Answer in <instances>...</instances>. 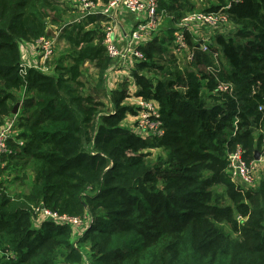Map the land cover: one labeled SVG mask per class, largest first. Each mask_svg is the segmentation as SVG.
Wrapping results in <instances>:
<instances>
[{
  "label": "trees",
  "instance_id": "1",
  "mask_svg": "<svg viewBox=\"0 0 264 264\" xmlns=\"http://www.w3.org/2000/svg\"><path fill=\"white\" fill-rule=\"evenodd\" d=\"M61 1L0 0V119L25 92L21 108L29 115L21 125L30 128L16 136L22 148L9 143L16 155L4 159L0 176L19 164L33 174L27 195L9 194L0 181V264H84L86 257L90 264H264V179L244 192L231 180L227 160L236 146L247 163L263 147L264 0L230 7V21L242 29L236 38L216 37L211 53L195 50L192 66L203 71L173 72L154 83L134 73L137 98L159 107L165 132L153 140L121 127L126 113L134 114L121 107L123 98L113 113H102L101 103L79 92L81 67L93 64L102 74L112 62L99 30L65 28L58 41L65 39L71 49L55 61L54 73L31 69L25 80L19 76L20 48L59 24L50 15ZM167 34L141 48L145 60L138 68L154 66V54L166 61ZM238 37L250 39L240 45ZM186 39L192 47L188 34ZM215 80L231 84L233 94L219 93ZM160 147L170 150L167 159L151 165L142 152ZM37 204L87 218L88 228L73 242L70 227L36 215L35 230Z\"/></svg>",
  "mask_w": 264,
  "mask_h": 264
},
{
  "label": "rangeland",
  "instance_id": "2",
  "mask_svg": "<svg viewBox=\"0 0 264 264\" xmlns=\"http://www.w3.org/2000/svg\"><path fill=\"white\" fill-rule=\"evenodd\" d=\"M68 0H62L59 7V12L52 13L50 15L51 17L55 16L60 20L59 23L62 25H68L66 24L65 20L63 19V16H66V11L68 7H71V2L66 3ZM80 1V0H79ZM94 2V0H91ZM228 0H159L160 4V11L159 14L161 15V23L157 31H153L151 34L153 35H160L162 36L167 34L168 32H171V27L173 29H181V23L185 19L190 18L193 14L198 13H204L207 11V9H211L212 7H218L222 6V4H225ZM213 13H216L214 11ZM65 22V23H64ZM66 28V27H65ZM64 28V29H65ZM69 28V26H67ZM66 28V29H67ZM187 28L192 33V41L193 37L200 36L201 34H205L207 37L210 38V40L215 43V38L219 35H226V36H232L237 37L238 31L241 28V26H238L234 24L232 21L229 22V24L225 27L221 26L218 29H215L213 27H206L199 25L198 23H190ZM63 29V30H64ZM105 27H102V29H99V33H103ZM62 30V31H63ZM62 31H58L55 29V27H50L48 30V36L55 37L56 36V47L54 50V56L52 61L48 65V75H51L54 73V63L55 61L59 60L62 56L67 55L71 49L70 44L65 40L61 39L58 41ZM154 37V36H153ZM41 39V38H40ZM39 39V40H40ZM244 39H250V37L247 38H240L238 37V41L240 45H243L246 41ZM38 40V41H39ZM152 40V39H151ZM150 40V41H151ZM38 41L34 44H31L33 46H38ZM26 46V45H23ZM22 46V47H23ZM21 47V48H22ZM20 48V49H21ZM34 54V48H29V51L27 52L28 55ZM169 53L167 54V58L165 62H159L158 61V55L154 54V59L152 60L154 66H150L149 68H138L137 65H134V67H130L128 69H122L119 67H116L112 62L107 67L106 71H103L101 74V71L99 69H95L93 64H87L86 66H83L78 70L81 73V77L77 79V81H80L82 88H80L79 92L83 97L91 96L93 97L94 103H101L103 105V108L101 109L102 113H113L114 111V105L117 99L123 98V102L121 104V107L130 109L133 111L132 113H126L124 120L121 123V127L132 133L134 136H139V139H143L142 137V131L146 132L147 130L145 128H139V117L143 114H145L146 111V102H143L139 98H137V92L138 86L136 84V79L133 77L134 73H136L137 76H140L144 80H148L151 82L155 81H164L166 79H170L172 77L169 76L170 73L173 72H201L204 70V67L197 65L192 66L193 64L187 63L186 60L183 57L178 58H170ZM24 57H26L24 55ZM29 61L31 59H28ZM168 60V62H167ZM27 60L21 59V64H24L25 62H29ZM170 61H172L170 63ZM24 62V63H23ZM70 60L67 59L64 62V65H69ZM30 63V62H29ZM27 64V63H25ZM222 64L226 67L227 64L222 61ZM218 66H220V63L218 62ZM51 72V73H50ZM101 74V75H100ZM170 77V78H169ZM102 81L103 85L102 87L99 86V82ZM101 83V84H102ZM98 89V90H95ZM97 92V93H96ZM205 93V91H204ZM123 96V97H122ZM25 98V92H18L16 94V97L11 103V112L5 116V118L0 119V128H2L5 124L12 123L14 121V128L16 131V135H19L20 133L28 134L30 132V128L26 125H21L25 118L28 117V113L26 115L23 114L21 103L22 98ZM18 105V112L16 115L12 114V111L14 107ZM152 106L156 107L159 111L158 104ZM136 113V114H135ZM164 130V129H163ZM165 132V130H164ZM146 139L153 140L154 138L148 137ZM161 139V138H159ZM166 149V150H165ZM170 150L166 147H160V148H154L151 150L143 151L142 153L145 155H148L146 160L151 164L155 165L161 160V162L166 161L168 152ZM264 145L262 147V150L260 152H254L253 158L249 161L248 164H252L255 167V170L253 172V186L252 187H241L242 190L249 191L250 188H253L254 190L258 189L261 185L262 180L264 179ZM257 154L259 160H255V155ZM19 169L12 166V168H8L6 172L0 176V181L2 183V186L6 189V191L11 195H27L30 191L32 180H33V174H32V168L31 166L26 167H20ZM219 193L222 192V187L218 189ZM41 205L37 204L33 210V217L32 222L34 229H38L37 223L35 224V210L37 208H40ZM48 210V209H47ZM50 211V210H49ZM61 218H66L67 221H76V224L74 225V229H71V235L72 241L78 240L83 236L87 229V224L85 226V218L69 215L67 213H64L62 215H59ZM59 223V222H58ZM75 235V236H74ZM83 252H86V248L83 249ZM95 262V261H94ZM89 257L85 258L84 264H90ZM93 263V261H92Z\"/></svg>",
  "mask_w": 264,
  "mask_h": 264
},
{
  "label": "built area",
  "instance_id": "3",
  "mask_svg": "<svg viewBox=\"0 0 264 264\" xmlns=\"http://www.w3.org/2000/svg\"><path fill=\"white\" fill-rule=\"evenodd\" d=\"M242 0H228L226 4L221 7L216 13L204 12L193 14L190 18L185 19L181 23V29H178L174 35L173 45L171 50L172 55L175 58L183 57L187 63L193 64L196 60L195 50L203 54L211 53L212 41L205 34L193 37L192 33L187 28L190 23H198L199 25L206 27H213L218 29L219 27L227 26L230 22L227 11L233 4H238ZM80 6L83 10V18L89 15H101L106 19L105 29L103 31L104 37L102 46L105 50L107 57L112 61L116 67L122 69H128L134 67L143 62L144 56L141 52L143 44L149 41L151 33L155 31L160 23V15L158 12V0H110L107 5L98 7L91 0H80ZM123 10L125 13L134 17L135 25L131 28L127 34L124 35V45H121L117 35V27L113 24L115 13L118 10ZM78 22V21H77ZM68 25H62L57 30L62 31ZM186 34L190 36L192 47L189 46L186 39ZM55 37H43L38 41L37 52L39 55V61L37 64H21L19 70V76L25 80L28 70L34 69L42 74L48 72V65L54 56V50L56 47ZM145 45V44H144ZM213 60L216 66H218V53H213ZM207 71H211L208 68ZM216 89L219 93L228 94L231 96L234 92V88L231 84L223 83L215 80ZM255 94V91L252 92ZM155 102H146L145 114L139 117V128H145L146 132H141L143 139L148 137L162 138L164 136V130L162 123L160 122V116L158 109L154 105ZM156 104V103H155ZM157 105V104H156ZM258 112L262 113L263 108L260 106ZM14 121L9 124H5L0 128V173L4 169L6 162L4 159L9 156H15L16 151L13 150L9 143L18 148L24 146V141L17 140L16 131L14 128ZM264 145V126L261 129ZM244 152L240 146H236L232 153L227 156L228 160V173L233 182L239 184L241 187L253 186V172L255 167L252 164H248L243 158ZM35 214L38 219L49 221L55 225L61 227H70L74 229L76 221H67L66 218H61L58 214L53 213L45 208H37ZM59 222V223H58ZM89 225V219L85 218L84 225ZM87 230V229H86ZM75 236V235H74Z\"/></svg>",
  "mask_w": 264,
  "mask_h": 264
},
{
  "label": "crops",
  "instance_id": "4",
  "mask_svg": "<svg viewBox=\"0 0 264 264\" xmlns=\"http://www.w3.org/2000/svg\"><path fill=\"white\" fill-rule=\"evenodd\" d=\"M69 2H71V7H68V9L66 11H64V13L66 12V15L68 17L63 16V19H62V20L66 21V24H68L69 27L70 26L71 27L74 26L73 24H80V25H82L84 27L83 29L86 32H92V31H95V30L97 32L99 29L101 30L102 27L105 26V23H103V21L102 22H94L93 20H91L93 17H98V16L101 17L104 20L105 18L103 16H101V15H89V16H85L84 19L79 20V19L83 18V14H84L83 10L81 9V6H80V1L79 0H68L66 3H69ZM94 2H95V4L98 7L104 6L103 3L101 2V0H94ZM160 9L161 8H160L159 0H158V12L160 11ZM113 21H114L113 24L117 27V35H118V38H119V42L121 43V45H124V40H125L124 35L127 34V32L131 28L134 27L135 19H134V17L130 16L129 14L125 13L123 10L120 9V10L117 11V13H115V17H114ZM160 23H161V15H160ZM160 23H159L158 27L155 29V31L158 30V28L160 26ZM61 24H63V23H59L57 25H53V26H50V27H55V29H58ZM177 31H178V28L177 29H173L171 27L170 34H167L169 36V38H171V45H170V48H169V50H170L169 57L170 58H175L172 55L171 50L174 47V45H173V39L174 38L173 37H174V35L176 34ZM154 34L153 35L151 34L149 41L144 43L145 45L143 44L144 47L147 46V44L151 42L150 40L153 38V36L159 37V38L163 37V34H162V36H160L158 34H156V35H154ZM32 47L34 48V54L27 56V52L29 51V48H32ZM37 47H38L37 45L33 46L31 44L23 46L20 49L21 59H24V60H27V61H29L28 59H31L29 61L30 63L29 62H25V63H27V64H37L38 61H39V55H38V52H37ZM24 55L26 57H24ZM23 99H24V97L22 98V100Z\"/></svg>",
  "mask_w": 264,
  "mask_h": 264
},
{
  "label": "water",
  "instance_id": "5",
  "mask_svg": "<svg viewBox=\"0 0 264 264\" xmlns=\"http://www.w3.org/2000/svg\"><path fill=\"white\" fill-rule=\"evenodd\" d=\"M17 112H18V105H16V106L14 107V109H13V111H12V114H13V115H16ZM255 160H256V161L259 160L257 154L255 155Z\"/></svg>",
  "mask_w": 264,
  "mask_h": 264
}]
</instances>
